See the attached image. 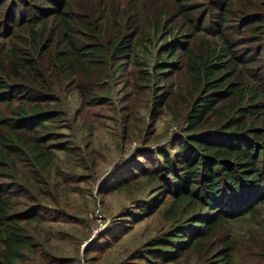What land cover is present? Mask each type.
<instances>
[{"label":"trees","instance_id":"1","mask_svg":"<svg viewBox=\"0 0 264 264\" xmlns=\"http://www.w3.org/2000/svg\"><path fill=\"white\" fill-rule=\"evenodd\" d=\"M0 39V264L35 249L26 226L43 219L25 202L38 184L52 197L48 170L71 150L55 133L59 102L75 93L81 109L100 106L113 76L152 119L160 108L181 123L172 155L155 151L139 173L161 188L151 211L169 198L170 229L146 245V263L193 252L230 264L227 222L264 226V0H0Z\"/></svg>","mask_w":264,"mask_h":264},{"label":"rangeland","instance_id":"2","mask_svg":"<svg viewBox=\"0 0 264 264\" xmlns=\"http://www.w3.org/2000/svg\"><path fill=\"white\" fill-rule=\"evenodd\" d=\"M31 3L27 17L36 16L41 4ZM47 9L44 5L42 12ZM6 42L0 39V47ZM123 81L119 76L109 79L110 94L100 106L81 109L75 93L59 102L55 133L71 150L55 153L45 180L56 202L43 196V184L36 186L40 194L31 193L25 202L24 210L43 221L26 226L35 249L24 251L19 264H150L141 256L150 249L146 245L170 229L162 215L169 198L151 211L161 188L139 173L150 169L147 160L155 151L172 155L170 139L181 123L160 108L152 110V115L158 113L152 119L147 99L131 85L124 87ZM126 105L130 109L124 111ZM125 114L130 116L127 124ZM257 212L264 220V204ZM249 218L227 222L235 246L230 264H264V226L257 228V220ZM211 245L219 248L216 241ZM213 256L186 252L175 262L153 264H220Z\"/></svg>","mask_w":264,"mask_h":264},{"label":"built area","instance_id":"3","mask_svg":"<svg viewBox=\"0 0 264 264\" xmlns=\"http://www.w3.org/2000/svg\"><path fill=\"white\" fill-rule=\"evenodd\" d=\"M77 264H84V263H83V260H79V261L77 262Z\"/></svg>","mask_w":264,"mask_h":264}]
</instances>
